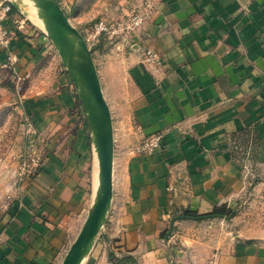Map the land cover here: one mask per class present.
Instances as JSON below:
<instances>
[{
	"label": "crops",
	"instance_id": "crops-1",
	"mask_svg": "<svg viewBox=\"0 0 264 264\" xmlns=\"http://www.w3.org/2000/svg\"><path fill=\"white\" fill-rule=\"evenodd\" d=\"M21 14H6L12 34L0 61L11 54L29 77L16 93L12 75L0 76V107H18L33 123L42 158L0 202V264H60L95 198V148L53 43ZM108 49L92 57L112 120V199L81 264H264L263 226L219 231L245 197L251 215L264 209V0H154L133 37ZM145 49L158 65L143 63ZM124 80L132 96L115 118L106 91ZM159 131L160 150H127ZM233 142L262 180L248 186Z\"/></svg>",
	"mask_w": 264,
	"mask_h": 264
},
{
	"label": "rangeland",
	"instance_id": "rangeland-1",
	"mask_svg": "<svg viewBox=\"0 0 264 264\" xmlns=\"http://www.w3.org/2000/svg\"><path fill=\"white\" fill-rule=\"evenodd\" d=\"M6 1H10V3L14 2V0ZM21 1L27 3V11L25 12H22L18 7H16L20 11V13H22V17L30 24H33L35 27H37L48 38L45 27L39 26L38 23L32 19L33 17H38V10L35 3L32 0ZM58 2L60 3L61 7L63 6L62 8L65 10L67 16L69 17L71 24L80 31L83 37H90L89 40H87V45L91 49V52H95L94 54L95 56H97L98 52L100 53L102 51L109 50L108 48L110 47L113 48L117 41H121V37L120 35L109 36V34H107L106 32L93 37L89 34L91 33L94 25L99 21H103L109 26L121 19H126L132 13V11L138 10L142 6L143 2H145V0H58ZM29 9H31L32 11H30ZM100 42L103 45L102 48L92 50L93 46ZM52 45V49L54 51V54L56 55V58H60L56 47L54 46V44ZM61 64L59 66H64L63 70L68 72L62 60ZM11 90L14 91V84ZM131 92L132 89L128 85V82L125 80L119 82L118 85L106 91V97L110 101L115 118L118 117V105L123 103L124 101H129L127 99L131 98ZM26 121L27 119H24V116L20 113L18 107H0L1 203L3 200H5V198L8 199L10 195L16 193L19 185L21 184L18 179V173L20 170L21 162L23 161V157L26 154V146L28 144L27 140L31 139V137H29V135H27L25 132ZM133 146L129 147V149L127 150H130V148H132ZM96 175H98L97 166L94 165V173L92 176H90V185H92L90 187L92 188L93 194H95V183L97 178L95 177ZM262 178L263 177L256 172L253 178L249 177L247 184L248 186H250L257 181L262 180ZM92 193L90 192V194ZM242 201L243 202L241 203V205L237 208L238 215L233 220H219L220 232L231 231L232 234H240L241 236L248 235L247 232L250 230L251 224H253V226H256L257 228L263 226L264 230V209L260 210L259 208H254L255 213L251 215L248 212L249 200L247 199V197H245ZM250 216L253 217V220L251 222L249 220ZM83 219L84 217H82L79 222L75 223L73 233L74 236L78 234L83 223ZM228 223L230 224L229 226ZM74 236L72 237V239L74 238Z\"/></svg>",
	"mask_w": 264,
	"mask_h": 264
},
{
	"label": "water",
	"instance_id": "water-1",
	"mask_svg": "<svg viewBox=\"0 0 264 264\" xmlns=\"http://www.w3.org/2000/svg\"><path fill=\"white\" fill-rule=\"evenodd\" d=\"M34 1L42 10L47 36L56 47L77 89L98 159L99 183L94 201L60 263L81 264L106 221L112 199L114 142L111 114L102 92L91 49L80 31L69 22L57 0ZM12 4L17 7L15 2ZM185 217L186 215L173 217L168 234L172 231L174 221Z\"/></svg>",
	"mask_w": 264,
	"mask_h": 264
},
{
	"label": "built area",
	"instance_id": "built-area-1",
	"mask_svg": "<svg viewBox=\"0 0 264 264\" xmlns=\"http://www.w3.org/2000/svg\"><path fill=\"white\" fill-rule=\"evenodd\" d=\"M154 1L145 0L142 6L138 10L132 11V13L126 19H121L112 25H107L103 21H99L94 25L92 31L89 35L95 37L101 33L106 32L109 36L120 35L121 40H128L140 29L143 23L149 18L153 10ZM10 12V1L2 0L0 1V49H8L11 41V29L4 24V19L6 14ZM86 44L88 37H83ZM142 61L146 65H158L159 64V55L150 49H145L142 52ZM3 73H8L12 75L14 81V91L19 93L22 89V80L28 78L29 75L20 76L17 73V67L15 61L11 54H7L3 60L0 61V76ZM25 132L31 139L28 141L26 146V154L23 157L21 162L20 170L18 173V179L20 182L30 180L37 172L42 158V151L40 145L34 142L32 138L35 134V129L33 123L29 120L25 123ZM163 133L156 132L146 137L140 139L134 146L131 151L135 154H151L156 150H160L163 142ZM232 148L237 154V159L242 163L244 169V178L248 182L249 177L253 178L256 174L252 165L248 160L249 152L247 149L238 143L233 142ZM169 190H173V186L168 187Z\"/></svg>",
	"mask_w": 264,
	"mask_h": 264
},
{
	"label": "bare ground",
	"instance_id": "bare-ground-1",
	"mask_svg": "<svg viewBox=\"0 0 264 264\" xmlns=\"http://www.w3.org/2000/svg\"><path fill=\"white\" fill-rule=\"evenodd\" d=\"M24 1H26V0H24ZM34 3H35V5H36V7H37V10H38V17H33L32 19L33 20H35V22H37L38 23V25L39 26H43V27H45V21H44V18H43V16H42V10L37 6V4H36V2L34 1V0H32ZM14 2H15V4L17 5V7L22 11V12H25V11H27V8H26V6H27V3L26 2H23V1H21V0H14ZM28 2V1H27ZM30 11H32L31 9H29ZM28 10V11H29ZM27 13V12H26ZM30 16V15H29ZM32 16V15H31ZM27 17V16H26ZM31 19V20H32ZM95 158H96V164H97V172H98V159H97V155H96V152H95ZM95 177H97V175L95 176ZM97 183H99V179H98V182ZM98 187V186H97Z\"/></svg>",
	"mask_w": 264,
	"mask_h": 264
},
{
	"label": "trees",
	"instance_id": "trees-1",
	"mask_svg": "<svg viewBox=\"0 0 264 264\" xmlns=\"http://www.w3.org/2000/svg\"><path fill=\"white\" fill-rule=\"evenodd\" d=\"M58 1V0H57ZM64 10V9H63ZM17 11V8L12 4L10 3V12H15ZM65 11V10H64ZM66 13V12H65ZM67 15V14H66ZM102 43H98L96 44L95 46H93L92 50L93 49H98V48H102ZM9 88L12 89V85L9 86ZM231 213V210L227 209L225 210L224 208H214L212 211H211V214H218V215H229ZM186 214L189 215V216H196L197 213L196 212H193V211H186Z\"/></svg>",
	"mask_w": 264,
	"mask_h": 264
}]
</instances>
